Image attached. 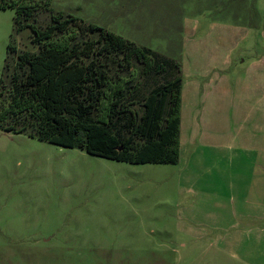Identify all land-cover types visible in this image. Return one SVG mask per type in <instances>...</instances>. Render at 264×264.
Returning <instances> with one entry per match:
<instances>
[{"label": "rangeland", "instance_id": "1", "mask_svg": "<svg viewBox=\"0 0 264 264\" xmlns=\"http://www.w3.org/2000/svg\"><path fill=\"white\" fill-rule=\"evenodd\" d=\"M50 7L181 62V154L131 162L0 128V264H264V0ZM31 35L0 8V83Z\"/></svg>", "mask_w": 264, "mask_h": 264}, {"label": "trees", "instance_id": "2", "mask_svg": "<svg viewBox=\"0 0 264 264\" xmlns=\"http://www.w3.org/2000/svg\"><path fill=\"white\" fill-rule=\"evenodd\" d=\"M50 4L0 0L15 9L16 31L30 27L36 46L8 44L0 128L118 160L178 162L181 62Z\"/></svg>", "mask_w": 264, "mask_h": 264}]
</instances>
